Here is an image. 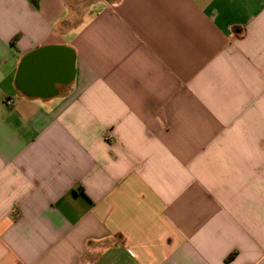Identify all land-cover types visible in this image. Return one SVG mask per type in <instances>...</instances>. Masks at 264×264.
Returning a JSON list of instances; mask_svg holds the SVG:
<instances>
[{"label": "crops", "instance_id": "0c3cea01", "mask_svg": "<svg viewBox=\"0 0 264 264\" xmlns=\"http://www.w3.org/2000/svg\"><path fill=\"white\" fill-rule=\"evenodd\" d=\"M86 262L264 264V0H0V264Z\"/></svg>", "mask_w": 264, "mask_h": 264}, {"label": "water", "instance_id": "95a60500", "mask_svg": "<svg viewBox=\"0 0 264 264\" xmlns=\"http://www.w3.org/2000/svg\"><path fill=\"white\" fill-rule=\"evenodd\" d=\"M42 51L39 53H42ZM49 52L52 54L51 56L53 60H58L59 57L58 55L60 54L59 50L50 49ZM38 54H33L26 57L22 61L18 72V86L22 91H24L29 96L42 94L40 89L36 87L33 88L29 82H25L28 80L27 78L30 75L31 71L32 72L34 70L42 71L44 74L46 72L45 77L46 79H48L50 84L51 83L54 84L55 82H64V83L69 82L70 78L73 77V67H74L73 59L70 61V63L64 62L61 65H59L58 62L57 63L55 62V64H53V68H51L50 66L41 65L42 67H40L39 69H32L33 61H34L33 57H36Z\"/></svg>", "mask_w": 264, "mask_h": 264}, {"label": "built area", "instance_id": "2783aa9c", "mask_svg": "<svg viewBox=\"0 0 264 264\" xmlns=\"http://www.w3.org/2000/svg\"><path fill=\"white\" fill-rule=\"evenodd\" d=\"M7 105L8 106H13L14 105V100H12V99H9V100H7ZM83 264H93V262H86V263H83Z\"/></svg>", "mask_w": 264, "mask_h": 264}, {"label": "trees", "instance_id": "16d2710c", "mask_svg": "<svg viewBox=\"0 0 264 264\" xmlns=\"http://www.w3.org/2000/svg\"><path fill=\"white\" fill-rule=\"evenodd\" d=\"M234 254L233 255H231L228 259H227V262H230L233 258H234Z\"/></svg>", "mask_w": 264, "mask_h": 264}]
</instances>
